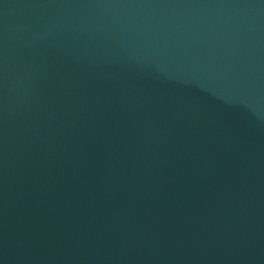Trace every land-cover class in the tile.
<instances>
[{"label":"water","instance_id":"water-1","mask_svg":"<svg viewBox=\"0 0 264 264\" xmlns=\"http://www.w3.org/2000/svg\"><path fill=\"white\" fill-rule=\"evenodd\" d=\"M0 264H264V0H0Z\"/></svg>","mask_w":264,"mask_h":264}]
</instances>
